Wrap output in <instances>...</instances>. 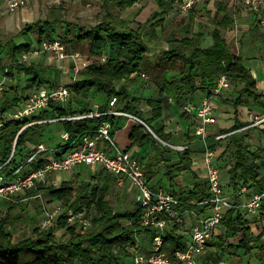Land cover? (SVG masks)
Segmentation results:
<instances>
[{"label":"trees","instance_id":"16d2710c","mask_svg":"<svg viewBox=\"0 0 264 264\" xmlns=\"http://www.w3.org/2000/svg\"><path fill=\"white\" fill-rule=\"evenodd\" d=\"M137 1L102 0L103 16L100 22L92 27L65 23L62 17L51 11L44 21L36 22L30 28L22 30V34L31 29L36 30L41 43L43 40L56 39L53 36L54 27L64 24L67 30L65 34L57 36L59 39L64 43L72 42V38L78 42H87L89 54L92 57H105L104 61L92 63L80 70L78 80L70 85L71 96L66 104L61 106L51 104L49 109L40 112L33 121L88 115L93 112L92 101L96 93H99L107 100H111L112 97L117 98V102L112 107L109 103L100 106L99 113H106L110 107L111 110L132 114L143 121L160 140L168 143L170 136L163 132L162 126L158 128L155 126L165 114L164 92H173L177 103L190 99L186 95H192L200 90L209 95L215 81L221 75L227 76L236 94L235 98L228 101L230 105L264 107L263 95L257 89L255 79L244 67L242 57L233 51L224 36L226 30L233 28L234 21L226 16L211 20L214 27L208 35L212 39V44L205 47L202 31L204 27L200 26L198 32H193V14L189 13V21L179 28L183 36L168 40L169 48L163 53L166 64L182 62L184 71L178 79L164 83L157 99H144L151 109L150 117L144 118L140 115L135 103L142 99L131 98L125 87L118 84L128 80L133 74L140 75L141 67L146 60L147 45L162 40L157 33V28H163L167 11L173 8L175 1L181 2V0H154L158 10L153 12L145 23L135 26L113 12V9L124 11ZM28 50L27 44L12 47L9 51L11 61L4 65L2 54L5 53V46L0 43V73L4 74L7 70V77H12L14 72L24 73L30 76L27 82L28 88H39L46 83L42 76L45 68L33 64L27 65L26 62L17 60V56L27 54ZM21 100L16 90H6L0 98V114ZM120 103L123 106L118 109ZM116 117L104 115L97 118L56 121L61 125V131L69 135L67 142L58 144L60 148L58 155L78 144L83 136L93 134L102 122H110L112 128L115 127ZM29 122L24 119L12 121L3 126L0 131L1 162L10 157L13 149L12 162L17 164L24 162V159L28 157V151L23 153L25 144L27 142L38 144L43 140V129L48 123L33 124L22 130ZM146 126L134 122L130 132L132 144L140 148L143 146L147 148L148 145L160 146L163 149L160 156L166 165V177L170 182H173L182 172L191 171L190 153L179 152L178 159L171 162L164 155L172 149L160 143ZM239 126L235 124L224 132L227 135L224 142L223 139L207 138V146L213 150L218 147L223 148V151L218 154L217 161L224 158L225 163L229 165L228 186L233 191L250 187L254 188L255 193H262L264 191L262 167L264 148L250 151L246 142V133L237 131ZM42 164L43 161H38L34 167L39 168ZM98 176L103 177L101 183L79 185L76 189L78 175L70 181L63 182L58 188L37 186L29 191L35 194L44 192L50 201L61 203L66 210L84 211L92 224L89 232L76 233L62 216L59 217L57 224L64 230L65 236H68L66 241L57 239L52 229L45 232L35 229L34 237L14 242L12 234L6 229L9 223L8 217H0V264H125V261L132 257L131 250L137 245L138 236L143 234L151 238L152 230L139 226L138 221L142 215L139 204L135 203L133 211H115L107 195L110 184L118 183L117 177L105 171H100ZM93 178L99 179L96 174L91 175V179ZM172 192L182 202L184 208L194 210L199 215L205 210L203 202L210 197L204 184H196L192 189L181 193ZM262 210L264 211V201ZM252 222L242 208L237 206L228 210L220 222V228H222L220 234L216 235L208 246L214 248L220 258L239 256V254L250 255L255 249L257 259L260 264H264V241L260 240L261 235L255 236L252 233L249 227ZM179 227L171 226L164 236V250L171 257L176 250H185L187 247V236L179 232ZM232 239H237V243H230ZM251 242H253L252 245Z\"/></svg>","mask_w":264,"mask_h":264},{"label":"crops","instance_id":"0c3cea01","mask_svg":"<svg viewBox=\"0 0 264 264\" xmlns=\"http://www.w3.org/2000/svg\"><path fill=\"white\" fill-rule=\"evenodd\" d=\"M9 1L10 0H0V43L1 45L5 46V53L2 54L3 61L4 59H7L8 62L11 61L9 51L12 47H20L27 44L29 45V52L27 54L24 53L22 55L26 56L25 62L27 63V65L33 64L44 67L45 70L42 73V76L46 81V83L42 87L28 88L27 82L30 76H27L24 73L18 74L17 72H14L12 77H7L6 82L4 84L3 93L8 89L16 90L17 96L22 99L20 102L16 103V105L23 103V101L29 95H31L40 88L50 91L60 84H69L73 76L75 66H78L83 69L84 67L92 63L104 61L105 57H92L89 54L88 43L78 42L75 38H72V42L66 43V46L67 52L69 54H79L80 57L78 59L68 57L66 59L61 60L56 58L52 52L33 53L34 49H36L40 45L38 33L34 29L27 31L25 34L21 33L23 29L30 28L34 23L44 21L49 16L51 11L57 13L59 17H62L65 23L77 24L81 27L95 26L100 22V19L103 16L102 0H31V2L27 6L19 8L14 12L9 11L8 9ZM216 1L217 2L214 4H211L209 2L208 4L204 5L206 7L205 9L201 7L199 8V10H204L205 14L209 16L207 24H211L212 27L214 26L211 23V20H213L214 18L218 19L226 16L234 21L233 28L224 32V36L228 43L231 40L238 42L241 37H244L243 40L245 41L249 37H252V39H249L250 42L255 40L254 47H246L243 51L239 52V55L243 59L242 63L244 67L250 71L252 77L255 79L256 87L262 93L264 101V39L262 36L259 35L261 33H264V26L257 24L254 16L249 11H247V9H245L240 2L236 0H223L224 3H221L222 1L219 0ZM146 3L147 2H145V0H138L134 5L125 9L124 11L120 12L117 9H113V12L116 15L120 16L122 19L128 21L133 26L137 24H143L153 12L158 10L157 4L154 0L149 1L147 5ZM193 9V11L196 12L195 6ZM146 12L148 13L145 15ZM191 13L193 14V12ZM147 15L148 17H146ZM141 18H145V20L142 21L140 20ZM187 18L190 19V15ZM195 19L196 16L195 18L193 16V21ZM196 27L194 28L193 25V32L199 31ZM66 30L67 29L64 24L56 25L54 27L53 36H55V38H58L57 36L59 34H65ZM210 30L211 29H207L206 31L203 30L205 47H209L212 44V39L208 35ZM254 30H258L261 33L256 34L251 32ZM157 33L161 37V33L159 31H157ZM182 36L183 34L181 35V37ZM181 37L175 36L173 39H179ZM168 48L169 43L164 42L162 40L156 43L148 44L146 50V60L141 67L140 73H145V69L149 70V68L151 67L152 69H157L160 71V69L156 68L155 65L156 63L160 62L162 63L161 66L163 68L166 69L167 67V70H165V72L162 74V77L159 76V71L157 72L156 76H154V79H149L148 77L147 80H143L142 78H140V75L138 76V74H133L128 80L118 84L125 87L126 91L128 92V94H130L131 98L142 99L137 101L135 104L138 112L144 118L150 117L149 114L151 110L150 107L144 101V99H157L159 97V91L161 88H163L164 83L178 79L184 71V64L182 62L176 61L167 64L165 63V55L163 53L167 51ZM257 48H259L258 52ZM257 53H260V55L257 56ZM21 57L17 56V60ZM159 57H162V62L160 61L161 59L158 60ZM2 75L3 73H0V79L2 78ZM168 77L170 78V80H168ZM65 80H68V83L63 82ZM148 80L149 82H147ZM138 82H140L141 84L137 85ZM175 88H177V86ZM3 93L0 94V98L2 97ZM164 94L166 96L164 100L165 114L164 117H162L160 121L155 124V126L157 128L162 126L163 132L170 136L168 144L186 145L188 147L187 151L190 153L192 159L191 171L182 172L173 182H170L166 177V165L161 159L162 156H160V154H162L163 149L158 145H148L147 148L146 146L140 148L138 145L132 144V141L130 139V132L134 122L125 117L117 116L115 118L114 122H116V126L112 128L113 138L116 144L121 149L126 150V152L131 154V156H133L144 164L147 182L151 187H163L165 189L175 191L176 193H181L184 190H190L196 184H204L207 188L206 171L203 164V153L205 151V146L201 141L200 137H195L193 135V128L196 124L195 118L187 115L182 110V106L186 103H191L194 106H198L201 103L202 99L207 96L206 92L200 90L193 93L192 95H186L187 98L190 99L183 102L181 101V104L175 101L176 98L173 92L165 91ZM99 96L102 97L101 94L96 93L95 97ZM235 96V91L233 89V86L231 85V88L229 90L223 92L217 99H214L212 116L216 119V122L207 126V135L209 136L208 138L215 139V137L218 135H226L224 134L225 131L231 129L235 124H239L240 126L237 131L246 133V142L249 145V150L256 151L259 149H263L264 122L260 124H254L251 116L264 117V107H233L228 103V101L235 98ZM109 100L110 99L107 100L104 97L102 98L101 104L92 103L91 108L93 109V112L98 111L100 106L109 103ZM122 106L123 104L120 103L118 109H121ZM110 110V107H108L107 111L109 112ZM45 121L46 122L44 123H48L43 129L45 132L48 129V132L51 134L52 128L56 127L59 133H61V125L59 123H57L56 121ZM46 138L51 141V138L46 137L44 133V138L39 143L45 142V147L48 152L42 155L43 158L39 161H45L44 157L46 156H60L58 155V153L60 152L58 144L62 143L60 137H58L59 140L56 141V144L53 146L50 143L46 142ZM34 145L36 144L27 142L24 146L23 153H26L28 151L27 156L31 155L32 149L30 148H32ZM100 147H102V149H105V151L107 152H112V148L108 145H100ZM216 150L218 154H220L223 151V148L218 147L216 148ZM177 153L179 152L171 150L170 152H165L164 156L171 162H174L178 159ZM37 163L38 161L34 164ZM34 164H31L30 167L35 168ZM218 164L221 168V181L226 195L229 196L235 204H237L238 208L243 209V205L254 194H256L254 188L244 187V192H241V189H238V191H233L228 186L229 165L225 163L224 158L220 159ZM78 167L73 169L75 171L72 170L68 172L52 173L49 176V183L40 186H54L55 188H58L63 182L70 181L75 175H78L76 171ZM262 167L264 169V164ZM91 170L93 172L91 175L96 174L97 178H103L98 176V174H100V171L102 170L97 168H95V170L91 168ZM23 172H27V168H25ZM123 185L125 190L128 189L127 191L131 192L134 197L135 189L132 183L129 181H125ZM25 193H27V197L24 196ZM25 193L20 195H23V200L27 201L36 199V197L38 196L40 197L42 192L35 194L27 191ZM49 202V205L43 208V217L46 211L51 210L58 205L62 206L61 203L52 202L50 201V199ZM204 212H207L206 208ZM258 214L259 215L254 216L248 215V218L253 221L249 225V227L251 228V231L255 236L261 235L260 240L264 241V211L262 210ZM42 219L40 220L39 224L41 223ZM188 224H190V219H188L187 217L186 224L182 226L190 228ZM182 226H180L179 232L185 234L188 239L189 231L186 230V228L184 231H181ZM221 230L222 228H219V234ZM230 243H237V239L230 240ZM135 247L137 248V251L139 253H148L150 247V238L143 234L142 236H138L137 245ZM241 256L242 255L239 254V256H229V258H240ZM247 256H249L250 258L255 257L257 264H260L259 260L256 257L255 249L252 251V254ZM201 260L204 264H225L221 261L218 252L212 247H207L205 253L201 257ZM131 262L132 259H127L125 261V264H131Z\"/></svg>","mask_w":264,"mask_h":264},{"label":"built area","instance_id":"2783aa9c","mask_svg":"<svg viewBox=\"0 0 264 264\" xmlns=\"http://www.w3.org/2000/svg\"><path fill=\"white\" fill-rule=\"evenodd\" d=\"M197 0H181L178 2V13L180 18H186L189 12L194 8ZM247 9L255 18L256 23L264 26V0H236ZM31 0H10L8 9L11 12L27 6ZM52 52L58 59L68 57L78 59V53L69 54L66 43L61 39L43 40L39 47L34 49L33 53ZM26 56L18 59L19 62H25ZM81 68L74 67V73L69 84L58 85L50 91L38 89L29 95L23 103L12 106L0 114V131L3 126L12 121L27 119L30 122L22 128L44 123L43 121H33V119L43 110L49 109L50 105L61 106L68 102L71 96L70 85L78 80ZM7 70L0 79V94L4 91ZM143 80H147L145 73H140ZM231 88V83L226 75H221L213 86L211 94L202 99L198 106L186 103L182 110L187 115L195 118L196 124L193 128V135L200 137L205 146L203 153V164L206 171L207 190L209 199L203 202L207 212L199 215L194 210L183 207L182 202L177 196L163 187H151L146 178L144 164L131 156L126 150L121 149L115 142L112 135V125L110 122H102L99 128L90 135L83 136L79 143L67 149L58 157L46 156L43 164L39 168L30 167L31 164L42 159L48 150L43 143L34 145L24 162L14 163L12 158L14 149L10 157L0 161V201L12 202L15 197L27 191L35 189L37 186L49 183V176L52 173L72 171L78 166H88L105 171L117 177L118 184L122 185L125 181L132 183L135 189L134 200L142 209V215L138 224L143 228H150L152 235L150 238V247L148 253H139L135 250L132 253L131 264H204L201 260L209 243L218 235L220 222L225 213L237 207L233 200L226 195L221 181V168L218 164V152L207 146V126L214 124L216 119L212 116L213 102L223 92ZM117 102V98L112 97L109 106L112 107ZM104 115L122 116L133 122H139L146 126L138 117L125 113L120 110H110L106 113L98 111L91 112L88 115H77L74 117H64L60 119L48 120L62 121L84 118H97ZM254 124L264 122V117L251 116ZM147 127V126H146ZM148 128V127H147ZM149 129V128H148ZM21 130V131H22ZM20 131V132H21ZM152 135L163 145L177 152L187 151L186 145H171L160 140L150 129ZM227 135H218L215 140L225 138ZM61 142L65 143L69 135L65 132L60 133ZM100 145H108L112 152H107ZM27 168V172H23ZM7 170V171H6ZM244 192V187L241 188ZM264 201V191L254 194L244 205L243 209L248 215H257L262 208ZM60 216H65L71 226H75L82 232L91 226L90 219L87 218L84 211L74 212L66 210L61 205L45 212L44 217L39 224V231L45 232L56 226ZM190 219L189 238L185 250H176L173 256L164 250V236L171 226H182L186 224V218ZM251 245L253 242L250 243Z\"/></svg>","mask_w":264,"mask_h":264},{"label":"rangeland","instance_id":"374dc122","mask_svg":"<svg viewBox=\"0 0 264 264\" xmlns=\"http://www.w3.org/2000/svg\"><path fill=\"white\" fill-rule=\"evenodd\" d=\"M149 1L152 0H145L146 5L149 3ZM222 1L221 3H224L223 0H219ZM214 4L217 1L216 0H197L196 4H195V9L196 12H193V16L196 19L194 20V28L196 27L198 30L200 29V25L203 26L204 28L202 29V31H206L207 29H212V25L211 24H207L208 18L209 16L207 14H205L204 10L201 11L199 10V8L203 7L204 9L206 8L204 5L208 4V3ZM213 7V5H212ZM178 2L175 1L173 8L168 10V12L166 13V16L164 17V24H163V30L161 29V27L157 28V31H159L162 37V41L167 42L170 39H173L175 36L177 37H181L182 33H180L179 28L181 25L186 24L188 22L187 18L191 12H189L190 14H188V16L186 18H180L179 13H178ZM119 13V12H118ZM148 12L145 13V15ZM198 13V14H197ZM122 14V13H121ZM148 17V15L146 16ZM145 17V18H146ZM145 18H141L140 20L144 21ZM181 21V22H180ZM253 33L259 34L261 32H259L258 30H254L251 31ZM260 36L263 37L264 39V33L259 34ZM244 37H241L238 42L231 40L230 46L233 49V51L237 54H239L240 51H243L246 47H254L255 44V40H253L252 42H250L249 39H252V37H249L246 41L243 40ZM243 40V41H242ZM243 43V44H242ZM258 46V45H257ZM260 46V45H259ZM259 48H257V52ZM257 56L260 55V53L256 54ZM21 57V56H20ZM161 59V60H160ZM162 62V57H159V59ZM9 64L10 61L8 62L7 59H4L3 63ZM4 63V65H5ZM156 68L160 69H152L149 68L145 69V74L149 77V79H154V76H156L157 72H160V75L162 77V74L165 72L166 69L163 68L161 65L162 63H156ZM150 76H149V74ZM141 78V77H140ZM169 78V77H168ZM170 80V78L168 79ZM63 82L68 83V80H65ZM149 82V80L147 81ZM141 84L140 82L137 83V85ZM63 85V84H62ZM102 98H104V96H99V97H95L94 100L92 101V103L95 104H101L102 102ZM69 101V100H68ZM47 129V128H46ZM46 137H50L51 141H49L47 138L45 139L46 142L50 143L52 146L56 144V141L59 140L58 137H60V133L57 130L56 127L52 128V132L51 134L48 132V129L46 130V132L44 131ZM43 144L45 145L46 143L43 142ZM75 171V170H73ZM77 173H78V183L75 186V189L79 187V185H88V184H97V183H101L102 182V178H99V180H95V178L91 179V174L93 173L91 170V167H86V166H79L77 168ZM104 173V172H102ZM69 175V174H68ZM102 176V175H100ZM128 190V189H127ZM127 190H125L124 185H120L117 182H112L110 184V191L107 195V199L111 205V207L115 210V211H124V210H128V211H133L135 209V200L133 197V194L131 192H128ZM77 191V190H76ZM127 192V193H126ZM126 193V195H125ZM27 193L24 194V196L27 197L26 195ZM23 195H19L17 197L14 198V200L12 202H6V201H0V217L4 218L5 216L8 217V225L6 226V229L12 234V239L14 240V242L23 240L25 238L34 236V230L37 229L39 231V222L42 219V213H43V208L47 205H49V198L46 194H44V192L41 193V196L36 197V199H32V200H23L24 196ZM35 197V196H34ZM71 211H74L73 209H70ZM76 212V211H74ZM62 217V216H60ZM64 219L66 220L65 216H63ZM88 218V217H87ZM59 219V218H58ZM90 219V218H88ZM58 220L56 222V226H54L52 228L53 232H54V236L57 239H61L63 241H66L68 239V236H65L64 230L60 227H58ZM66 223L68 226H71L67 220ZM92 225V224H91ZM189 225V224H188ZM75 229L76 233L79 234H85L87 232L90 231L91 227L90 226L86 231H81L80 229H78L75 226H71ZM180 228V227H179ZM185 226L181 227V231L185 230ZM186 230L189 231V228H186ZM142 236V235H139ZM135 250H137L136 247H134L131 251H133V254H135ZM242 255L240 258H236V257H232L229 258L228 256H224L221 258V261L224 262L225 264H257L256 258L255 257H249L247 255ZM131 259V257H130Z\"/></svg>","mask_w":264,"mask_h":264}]
</instances>
